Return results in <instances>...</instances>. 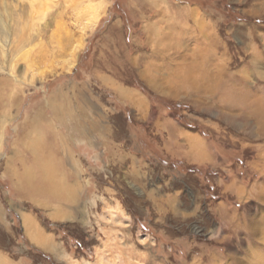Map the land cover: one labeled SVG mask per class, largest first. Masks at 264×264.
Returning <instances> with one entry per match:
<instances>
[{"label":"rangeland","instance_id":"1","mask_svg":"<svg viewBox=\"0 0 264 264\" xmlns=\"http://www.w3.org/2000/svg\"><path fill=\"white\" fill-rule=\"evenodd\" d=\"M206 56L226 104L189 95ZM263 110L264 0H0V250L264 264Z\"/></svg>","mask_w":264,"mask_h":264},{"label":"bare ground","instance_id":"2","mask_svg":"<svg viewBox=\"0 0 264 264\" xmlns=\"http://www.w3.org/2000/svg\"><path fill=\"white\" fill-rule=\"evenodd\" d=\"M200 23H202V22H200ZM202 35L205 36L204 34H202ZM207 39H208V41H210V43H212V42L214 43V41H216V35L208 34L207 35ZM203 52H205V51H203ZM216 59L214 60L213 58H211L209 56L207 58H203L202 60H198L197 62H198L199 65L196 68L195 67L189 68V70L192 71V74H193V72L196 73V75L194 74V76H192V78H191L190 76H188L189 75L188 72H190V71H188L187 72V76L185 78L186 82H184V83L187 84V89H189L188 90L189 91V95H193L194 91H198L199 92V89H202V88L204 89L206 87L209 90H215V92L218 91L219 93L222 94L223 92H225V91H222L223 88H225L228 85V87L230 88L229 92L231 91V89H232L231 84H226L225 80L222 77H220L218 74L214 75L213 73H211V71L213 69H215V70L217 69V70L220 71V68H219L220 64L218 65V62L216 61ZM185 74H186V72H185ZM219 93H218V95H219ZM132 98L134 99L135 97L132 96ZM220 98H221L220 101H222L223 103L226 104V103L230 102L231 99H233V95H231V93L225 95V93H224V95L222 94V96ZM135 101L138 104L142 103L139 98H137V99L135 98ZM261 117L264 119V112L262 113ZM190 146H191V150H192V154H193L194 158L200 159V160L208 158L207 154H206V152L204 150V147L202 146V143L199 140H197V138H192V137L190 138ZM28 224L33 229V231L36 230V228L34 227L32 222H30V223L28 222ZM35 226H37V225H35ZM38 240H39V242L41 241L40 244L45 245L44 238L41 237Z\"/></svg>","mask_w":264,"mask_h":264},{"label":"crops","instance_id":"3","mask_svg":"<svg viewBox=\"0 0 264 264\" xmlns=\"http://www.w3.org/2000/svg\"><path fill=\"white\" fill-rule=\"evenodd\" d=\"M30 217L29 218H34L32 215H29ZM32 216V217H31ZM31 220V219H30ZM29 223L30 222H32V221H28ZM33 225H34V223H33ZM34 227H35V225H34ZM28 228H29V231H32L33 232V234L35 235V237L37 238V239H39V238H44V243H45V247H48V245H49V242L52 244V247L54 246V249H58L57 247H56V245L55 244H53V242H52V240L50 239V238H46L45 236H44V233H42V231L41 230H39L38 228H36V230H34L33 231V229L29 226V224H28ZM37 232V233H36ZM50 240V241H49ZM49 241V242H48ZM41 242V241H40ZM0 262H2L3 264H27V261L25 260V259H19V260H16V259H12L10 256H8V254H6V252H4V251H2V250H0Z\"/></svg>","mask_w":264,"mask_h":264}]
</instances>
